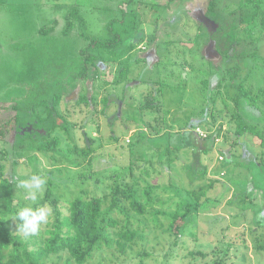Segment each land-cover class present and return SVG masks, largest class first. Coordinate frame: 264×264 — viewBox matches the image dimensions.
I'll use <instances>...</instances> for the list:
<instances>
[{"label":"rangeland","instance_id":"rangeland-1","mask_svg":"<svg viewBox=\"0 0 264 264\" xmlns=\"http://www.w3.org/2000/svg\"><path fill=\"white\" fill-rule=\"evenodd\" d=\"M128 1L0 0V172L13 182L14 208L28 203L18 181L33 174L46 178L38 206L53 210L51 201L56 199V208L63 216L75 196L99 197L106 211L116 186L130 187L137 182L134 188L144 204V214L136 215L120 197L107 214L117 222L109 231L131 229L136 238L124 254L103 249L85 264H264V144L249 132L236 139L230 116L239 112L246 124L263 126L264 29L257 24L248 30L257 39L254 61L228 60L212 45L193 43L199 20L204 21L207 0ZM72 6L78 8L89 36L103 40L109 37V28L118 34L127 30L124 42L134 41L133 47L118 54L98 49L102 56L100 74L94 81L76 80L75 89L62 95L58 110L68 124V134L56 130L54 136L60 144L54 153H15L3 158L13 141V106L22 103L33 82L66 83V73L77 65L73 55L87 45L76 27L61 39ZM44 27L51 28V40L40 34ZM124 64H129L127 75L115 84ZM236 64L240 79L235 77L231 82L243 81L249 96H258L255 102L260 111L246 106L235 110L229 99L235 91H224L230 80L226 70ZM54 67L67 68L68 72H54ZM152 81L159 82L161 91L155 107L139 117L136 109L159 88L152 86ZM93 94L94 105L77 103L80 95L90 99ZM104 96L108 107L102 114L100 100ZM213 108L216 118L211 125L209 112ZM195 129L200 130L201 139L216 137L207 156L199 154L202 165L211 159L200 185L208 180L215 183L201 197L197 210L191 207L196 183L189 185L182 166L196 162L194 147L172 148L176 139L167 144L163 139L176 132L193 137ZM86 141L87 154L83 151ZM166 145L175 157L172 164L164 152ZM247 161L257 169L259 186L253 182L251 169L243 166ZM145 185L151 187L147 202L142 197ZM187 205L190 213L174 236L170 225ZM53 219L54 211L40 233L28 239L17 232L12 217L3 221L7 220L6 228L32 250L41 245ZM65 258L64 254L46 255L43 264H63Z\"/></svg>","mask_w":264,"mask_h":264},{"label":"trees","instance_id":"trees-1","mask_svg":"<svg viewBox=\"0 0 264 264\" xmlns=\"http://www.w3.org/2000/svg\"><path fill=\"white\" fill-rule=\"evenodd\" d=\"M167 1L174 2L177 0ZM128 2H131V0ZM262 5L263 0H207L204 16L213 22L214 25L210 31L209 28L199 22L193 43L196 45L199 43L209 45L212 42L214 50L224 59L245 61V59L250 58L254 61L256 58L257 39L248 30L254 28L257 24H259L261 29H264V9ZM68 19L70 20L65 23L61 32L63 37L59 38L64 39V36L76 27L78 36L87 41V45L78 50L77 55H73L77 63L75 70L68 72L67 68H53L54 72L61 73L63 70L68 72L66 73L68 74L66 83L56 81L52 84V82H46V79L43 80L46 84L44 82L41 83L42 81L40 80L33 82L29 86L22 103H16L13 106L15 110L13 116V141L10 143L9 151L5 154L2 153L1 157L3 158L6 155L13 157L15 153H24L27 156H31L35 152H42L45 155L49 152L54 153L60 144L59 138L54 136L56 130H62L65 134H68V124L58 110L62 95L69 94L70 91L75 89L74 82L76 80L89 79L94 81L95 77L100 74L102 68L99 64L102 61V56L97 51L98 49L118 54L120 50L133 47V42H124L127 40L126 36L129 35L127 30H123L121 34H118L109 28V37L103 40H97L89 36L85 32V22L76 6L69 8ZM50 31L51 28L48 27L39 30L40 34L49 36L48 39L51 40L53 36L49 35ZM65 54L66 52L63 55ZM124 65L125 67L119 71V77L116 78L115 84H120L122 82L120 78L127 75L129 64ZM226 72L230 75V80L224 85L223 89L226 93H229L231 89L235 91L234 95H229L235 110L240 109L241 106H246L253 111H260L255 102L258 96L250 97L249 93L244 89L243 81L240 80L237 84L231 82L235 77H238L239 66L236 64L233 69H228ZM238 79H240V76ZM150 82L151 80L148 83ZM152 83L154 84L152 86L157 85L159 88L152 90L149 99L136 109L139 117L143 111L155 107L154 103L157 101V94L158 92L160 93L161 89L158 81H152ZM203 84L206 85L205 82ZM95 100L96 96L94 94L90 99L86 95H80L77 103L89 106L94 105ZM107 102L108 100L105 96L100 100V103L103 104L102 114L105 113L108 107ZM224 105L227 106V103H224ZM260 112L263 121L262 127L246 124L239 112L231 113V119L235 123L234 134L236 139L249 132L257 136L261 144H264V113ZM209 114L212 119L211 125H214L216 118L214 117V108L210 110ZM140 125L144 124L141 123ZM198 126L197 124L194 127ZM193 134L192 137L186 132L168 133L163 136V139L166 144L167 142L170 143L172 138L176 139L173 142L175 146L172 148L194 147L196 162L183 164L182 166L189 185H195L196 183L197 191H192L195 203L191 207L197 210L200 206L201 197L205 196L206 192L215 183V180H208L204 185H200L207 176L208 164L211 159L208 160L207 164L202 165L199 157L201 155L207 156L216 137L212 135L201 139L196 132ZM0 136H2L1 132ZM198 143L202 148L197 145ZM172 148H167L166 145L164 152L169 154ZM83 151L85 154L89 151L86 142ZM174 160L175 157L169 154V164H172ZM244 163L243 166L250 168L252 171L253 182L258 183L257 186H259L257 178H261L258 177L257 169L251 162L247 161ZM261 166L264 167L263 164ZM134 187H138L137 182H133V186L130 187L116 186L106 211L102 208V199L99 197L85 198L75 196L68 202L67 214L63 216L56 208L57 200L52 199L54 219L45 231L46 236L41 245L36 249L29 250L18 235L13 234L6 228L7 220L3 221L4 218L13 217L17 209L13 205V182L0 172V204L3 207L0 210V264H43V258L46 255L58 256L60 254L66 255L63 264H85L95 252L103 249H116L120 254H124L136 238V232L131 229L109 231L110 228L114 229L116 227L117 222L107 214L117 205L118 197H120L128 202V207L136 215L142 216L145 212L144 204ZM150 190L151 187L149 185H145L142 188V197L146 202L149 200ZM189 213L190 207L187 205L181 215L174 217L170 225L172 235L177 236L179 234ZM256 221L259 222V218ZM196 254L202 255L201 253ZM191 255L193 254L191 253ZM214 264L221 263L215 262Z\"/></svg>","mask_w":264,"mask_h":264},{"label":"clouds","instance_id":"clouds-1","mask_svg":"<svg viewBox=\"0 0 264 264\" xmlns=\"http://www.w3.org/2000/svg\"><path fill=\"white\" fill-rule=\"evenodd\" d=\"M18 187L25 190L22 198L28 203L16 211L12 221L17 232L28 239L40 233L41 226L49 222L53 210L46 205L38 206V201L46 190L45 177L33 174L27 179L19 180Z\"/></svg>","mask_w":264,"mask_h":264},{"label":"water","instance_id":"water-1","mask_svg":"<svg viewBox=\"0 0 264 264\" xmlns=\"http://www.w3.org/2000/svg\"><path fill=\"white\" fill-rule=\"evenodd\" d=\"M200 23L204 24L207 28H209V25H214L213 22H211L209 19H207L205 16H204V21H200ZM209 45H212L213 46V43H209ZM216 52V51H215ZM217 53V52H216ZM87 143V141H86ZM224 212V211H223Z\"/></svg>","mask_w":264,"mask_h":264},{"label":"built area","instance_id":"built-area-1","mask_svg":"<svg viewBox=\"0 0 264 264\" xmlns=\"http://www.w3.org/2000/svg\"><path fill=\"white\" fill-rule=\"evenodd\" d=\"M194 132H196L200 137H203L202 135H200L201 133H200V130H199V129H195ZM202 134H203V133H202Z\"/></svg>","mask_w":264,"mask_h":264},{"label":"flooded vegetation","instance_id":"flooded-vegetation-1","mask_svg":"<svg viewBox=\"0 0 264 264\" xmlns=\"http://www.w3.org/2000/svg\"><path fill=\"white\" fill-rule=\"evenodd\" d=\"M211 28H213V25H209V30L211 31ZM134 43V41H133ZM208 45V44H207Z\"/></svg>","mask_w":264,"mask_h":264},{"label":"crops","instance_id":"crops-1","mask_svg":"<svg viewBox=\"0 0 264 264\" xmlns=\"http://www.w3.org/2000/svg\"><path fill=\"white\" fill-rule=\"evenodd\" d=\"M194 11V10H193ZM192 13V12H191Z\"/></svg>","mask_w":264,"mask_h":264}]
</instances>
